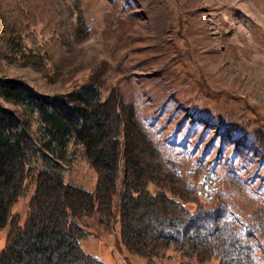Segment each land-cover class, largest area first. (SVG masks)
Instances as JSON below:
<instances>
[{
  "label": "rangeland",
  "instance_id": "1",
  "mask_svg": "<svg viewBox=\"0 0 264 264\" xmlns=\"http://www.w3.org/2000/svg\"><path fill=\"white\" fill-rule=\"evenodd\" d=\"M7 74L51 96L86 81L100 99L119 94L133 132L152 143L142 159L151 161L160 186L143 183L154 196L165 188L169 219L176 212L171 198L191 209L217 207L207 231L189 226L180 235L150 220L156 237L133 246L124 241L121 213L104 222L79 219L88 230L80 248L93 258L264 264V0H0V75ZM6 103L29 115L33 135L45 138L37 112ZM58 153L57 168L41 156L29 164L87 190L97 187L100 171L81 141L70 137ZM34 189L35 181L23 185L13 200L0 247L18 218L24 223ZM229 233L248 244L246 262L237 253V260L227 259L232 252L222 241Z\"/></svg>",
  "mask_w": 264,
  "mask_h": 264
},
{
  "label": "trees",
  "instance_id": "2",
  "mask_svg": "<svg viewBox=\"0 0 264 264\" xmlns=\"http://www.w3.org/2000/svg\"><path fill=\"white\" fill-rule=\"evenodd\" d=\"M98 90L92 81H86L68 95L51 96L21 77L0 75V227L7 222L11 204L23 185L35 181L24 223L18 218V224L9 230L7 243L0 247V264H110L80 248L78 239L88 230L79 219L87 216L104 222L107 214L117 220L121 213L123 238L130 246L147 241V235L156 237L159 228L150 226V220L167 223L180 235L189 233V226L199 231L211 229V211H217L216 206L201 204L202 208L191 209L185 200L171 198L176 212L169 219L165 188L154 196L143 183L151 180L160 186L153 164L142 159L152 143L133 132L123 115L119 94L114 99H100ZM9 100L37 112L44 139L33 135L29 115L23 116L24 112L7 105ZM118 122L122 127L115 131ZM72 136L83 143L100 171L94 190L63 181L59 171L29 164L41 156L57 168L61 162L55 154H60ZM218 228L229 232V226ZM203 244L213 249L211 242ZM222 244L225 251L232 252L227 259L237 260V253L246 262V257L252 256L248 244L234 234L229 233Z\"/></svg>",
  "mask_w": 264,
  "mask_h": 264
}]
</instances>
